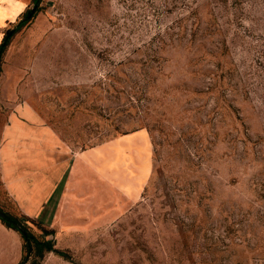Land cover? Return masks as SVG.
<instances>
[{"label": "rangeland", "instance_id": "374dc122", "mask_svg": "<svg viewBox=\"0 0 264 264\" xmlns=\"http://www.w3.org/2000/svg\"><path fill=\"white\" fill-rule=\"evenodd\" d=\"M30 6L0 0V39ZM37 8L0 52V124L23 98L74 146L143 128L151 171L116 216L51 229L70 261L21 264H264V0Z\"/></svg>", "mask_w": 264, "mask_h": 264}, {"label": "crops", "instance_id": "0c3cea01", "mask_svg": "<svg viewBox=\"0 0 264 264\" xmlns=\"http://www.w3.org/2000/svg\"><path fill=\"white\" fill-rule=\"evenodd\" d=\"M151 171L147 132L135 128L88 146L64 140L23 98L0 124V193L4 212L42 230L108 220L136 202ZM16 230L0 222V264L23 253Z\"/></svg>", "mask_w": 264, "mask_h": 264}, {"label": "trees", "instance_id": "16d2710c", "mask_svg": "<svg viewBox=\"0 0 264 264\" xmlns=\"http://www.w3.org/2000/svg\"><path fill=\"white\" fill-rule=\"evenodd\" d=\"M39 0H30V3H34L35 4V8L34 11H37V3ZM28 8H25L21 14L19 15V18L16 19V21L13 23L12 25V31L10 34H12L13 32H15L17 29H19L21 26L25 25L27 20L26 18H24V13ZM8 30V29H7ZM6 30V31H7ZM5 33V32H4ZM3 36V34H2ZM1 36V37H2ZM7 39L6 38L4 44L0 45V52L3 50L5 44L7 43ZM1 41V39H0ZM0 212L3 213V216L0 217V222L8 228H11L13 230H16L21 238L22 241V248H23V253L21 254V257L19 258V260L16 262V264H21V262L24 260L25 254L28 253L30 250L32 251L33 255L36 257H40L42 251H50L53 254L70 261V258L68 256V254L65 251L56 249L54 247H52L51 245V241L47 238H44V235L47 234L48 231L45 230H41V236L43 238L41 239H37L34 235H32L27 229L26 227L23 225V223L21 222L22 219H27L26 217H23L22 215L19 216H14L11 214H8L4 211ZM30 220V219H29Z\"/></svg>", "mask_w": 264, "mask_h": 264}, {"label": "water", "instance_id": "95a60500", "mask_svg": "<svg viewBox=\"0 0 264 264\" xmlns=\"http://www.w3.org/2000/svg\"><path fill=\"white\" fill-rule=\"evenodd\" d=\"M34 8H35V4L32 3L31 6L25 11L24 18L27 19L31 15V13L33 12ZM11 31H12V28H10L7 31H5V33L1 37L0 45L4 44L6 38L10 35ZM1 216H3L2 212H0V217Z\"/></svg>", "mask_w": 264, "mask_h": 264}]
</instances>
